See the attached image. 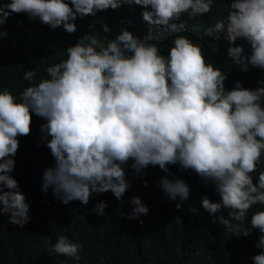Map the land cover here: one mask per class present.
<instances>
[{
	"label": "clouds",
	"instance_id": "9594fccd",
	"mask_svg": "<svg viewBox=\"0 0 264 264\" xmlns=\"http://www.w3.org/2000/svg\"><path fill=\"white\" fill-rule=\"evenodd\" d=\"M213 3L10 0L0 4V26L12 13L23 12L52 29L62 26L74 33L77 17L96 19L109 8L124 5L137 15L142 7L143 19L153 25L146 29L145 39L124 29L107 46L86 34L66 48V60L46 69L48 79L20 94L19 102L7 88L0 91V215L9 214L8 222L21 228L31 219L25 195L9 173L15 166L18 137L30 135L35 113L46 120L41 132L44 139L51 137L47 147L55 159V166L43 173L45 193L51 187L64 204L79 200L87 205L92 193L109 190L119 200L129 188L122 165L130 159L137 171L152 165L167 172L168 165L179 164L214 185L221 199L213 202L204 196L202 206L212 214L226 209L228 218L218 220L228 231L248 236L259 230L256 247L262 251L252 259L264 264V210L251 215L250 227H241L252 206L264 205V170L255 183L251 175L264 163V87L249 89L236 81L226 90L227 76L204 57L210 37L219 40L223 34L229 42L227 56L242 71L249 64L264 69V0H231L227 16L204 30L197 23L187 31L183 15L202 16L211 12ZM103 28L109 31L106 24ZM238 38L250 44V54L244 55L243 46H233ZM35 75L29 70L23 78L31 82ZM162 187L172 199L189 194L181 179L164 178ZM131 203L135 207L130 220L147 214L139 197H132ZM106 207L100 201L94 210L104 215ZM232 220L241 224L233 226ZM45 243L50 252L80 260L82 246L65 235L54 244Z\"/></svg>",
	"mask_w": 264,
	"mask_h": 264
},
{
	"label": "trees",
	"instance_id": "16d2710c",
	"mask_svg": "<svg viewBox=\"0 0 264 264\" xmlns=\"http://www.w3.org/2000/svg\"><path fill=\"white\" fill-rule=\"evenodd\" d=\"M8 2L0 0V4ZM230 2L214 0L211 12L195 18L184 14L187 31L193 30L197 23L204 30L217 18L227 16ZM143 10L141 7L140 14H131L124 5L116 10L109 8L96 19L77 17L74 33H68L62 26L52 29L38 19L31 20L27 13H12L0 26V33H7L0 37V91L7 88L19 102L20 94L48 79L46 69L66 60V48L86 34L95 35L105 46L124 29L145 39L146 29L153 25L143 19ZM105 24L107 32L103 28ZM208 45L204 57L227 76L226 90L234 88L236 81L249 89L264 87L259 83L264 81V69L249 64L248 70L242 71L227 56L229 42L223 34L219 40L210 37ZM236 45L243 46L244 55L250 54L251 46L243 38H238L233 46ZM29 70L36 73L31 82L23 78ZM261 106L264 107V100ZM45 123L46 120L32 113L30 135L18 137L19 148L12 157L15 166L9 174L25 195L31 219L21 228L8 222L9 214L0 215V264H254L252 257L262 251L256 247L259 230L248 236L228 231L218 220L220 216L228 218L226 209L212 214L202 206L204 196L213 202L221 199L214 185L205 184L194 171L181 169L179 164L168 165L167 172L152 165L137 171L131 168L130 159L122 165L129 188L119 200L109 190L92 193L87 205L79 200L64 204L53 195L51 187L45 193L43 173L55 166L47 147L51 137L44 139L41 132ZM260 170H264V163L251 174L254 183ZM164 178L184 180L189 187L188 197L172 199L162 187ZM132 197H139L148 212L130 220L128 216L135 207ZM100 201L107 204L104 215H97L94 210ZM258 210H264V205L252 206L245 222L232 220L233 226L250 227L251 215ZM60 235L82 246L79 261L49 251L45 241L54 244Z\"/></svg>",
	"mask_w": 264,
	"mask_h": 264
}]
</instances>
